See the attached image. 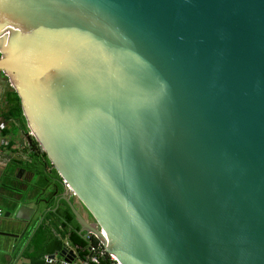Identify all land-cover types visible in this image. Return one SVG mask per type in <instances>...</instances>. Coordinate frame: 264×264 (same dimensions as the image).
I'll list each match as a JSON object with an SVG mask.
<instances>
[{"label": "water", "instance_id": "95a60500", "mask_svg": "<svg viewBox=\"0 0 264 264\" xmlns=\"http://www.w3.org/2000/svg\"><path fill=\"white\" fill-rule=\"evenodd\" d=\"M0 73L120 264H264V0H0ZM12 191L16 239L49 198Z\"/></svg>", "mask_w": 264, "mask_h": 264}, {"label": "crops", "instance_id": "0c3cea01", "mask_svg": "<svg viewBox=\"0 0 264 264\" xmlns=\"http://www.w3.org/2000/svg\"><path fill=\"white\" fill-rule=\"evenodd\" d=\"M7 130L10 133H12L11 129H7ZM16 133H17V131L15 133H12V134H16ZM10 155L11 156H14V155L18 156V158H20L19 160H21V162L27 163V161H26L27 158L22 160L21 156H19L16 151L14 152L10 148L7 150L0 148V185L2 183H6V184L10 185L12 187V190H13L12 191L13 195H16V194L29 195V194L33 193V192H30V188H27V185L25 184V181H24L25 173L24 174L21 173L19 178H16V176H14L15 174H13L12 170L7 169L8 163H6L5 158H7ZM5 166H6V168H5ZM7 170H8V172H7ZM22 187H23V189H21ZM46 194H48V196H49V203L43 207L47 209V212L44 214V216H43V218L39 224H38V221H39L38 216H36L30 222V225L28 226V230L25 231L18 238L15 239V238H11V237L0 236V264H7L6 252L12 245H15L17 250L21 251L22 257L30 259L31 263H34V264L35 263L36 264L37 263L38 264H44V262L42 260L43 256H53L54 260H56V261L62 260L63 261V257L59 254L61 248L59 251H55L52 254L43 255L41 258H36L35 256H33L32 251H30L32 249H30L31 247L29 244H30V241L32 239V236L35 234V232L38 230L39 226H41V225L49 226L50 232L55 234L58 237L61 244L64 245V249H66V252L70 253L67 256L69 259H71V261H76L78 258H80L79 254L81 252V249H79L75 245H73L70 241V238H69V233L72 232V229H74L76 225L78 226L77 233L79 232V225H78L73 213L69 209L73 215V222H70L69 226L68 225L65 226L64 229L62 228V226L64 225L62 223V221H59V220L57 221L56 217L52 215L55 212L56 208L61 207L63 209V207H64L63 204H66L60 198L62 196V188L58 184H53L52 186L49 187ZM69 200H70V197H69ZM67 207L69 208L68 205H67ZM36 225H37V228H36ZM60 232L61 233L63 232V236H61V237H59ZM81 233L82 232H80V235L83 238L82 234H85V233H82V234ZM28 248L30 250H28Z\"/></svg>", "mask_w": 264, "mask_h": 264}, {"label": "trees", "instance_id": "16d2710c", "mask_svg": "<svg viewBox=\"0 0 264 264\" xmlns=\"http://www.w3.org/2000/svg\"><path fill=\"white\" fill-rule=\"evenodd\" d=\"M0 77H3L2 73H0ZM5 80H7V78H5ZM2 94L4 109L0 112V120L8 122L9 129H11L12 133H15L20 129L23 133L27 132L24 119L21 115L20 99L15 90L10 86L9 82L8 86H6ZM0 134L8 135L10 134V132L8 130H3L0 132ZM29 156L31 157V160H33L31 166H25L29 170L37 172L36 168H32L35 166L34 164L36 162L42 163L44 165H49L46 156L42 152H40L39 147L34 141H31V152H29ZM52 173L56 177L53 170ZM63 205V209L61 207L56 208L55 212L52 215L56 217L57 221H62V223L64 224L62 228L64 229L65 226H69L70 222H73V215L67 205ZM77 229L78 226L76 225L75 228L72 229V232L69 233V238L73 245L81 249V252L79 254L80 258H84V256L86 255V245L80 233H77ZM59 235V237L63 236V232H60ZM29 245L31 247L30 249L32 250H30L29 248L28 250L32 251L33 256H35L36 258H41L43 255L52 254L55 251H59L61 248V242L59 241L58 237L50 232L49 226L45 225L39 226L38 230L32 236Z\"/></svg>", "mask_w": 264, "mask_h": 264}, {"label": "built area", "instance_id": "2783aa9c", "mask_svg": "<svg viewBox=\"0 0 264 264\" xmlns=\"http://www.w3.org/2000/svg\"><path fill=\"white\" fill-rule=\"evenodd\" d=\"M8 125V122L0 120V132L5 129H9ZM29 141L35 142L28 130L27 132L23 133L20 129L17 130L16 134L10 133L5 136L0 134V148L5 150L10 148L14 152L16 151L17 154L21 156L22 160L27 158L26 155H28L30 149V144L28 143ZM63 187L68 190L67 185L64 182ZM82 239L86 245V255L84 258H78L76 261L65 263L62 260H51L48 258V256H43V262L45 264H120L118 260L113 257V255L107 252L106 248L104 247V241L99 239L96 235L85 233Z\"/></svg>", "mask_w": 264, "mask_h": 264}, {"label": "flooded vegetation", "instance_id": "af4514ba", "mask_svg": "<svg viewBox=\"0 0 264 264\" xmlns=\"http://www.w3.org/2000/svg\"><path fill=\"white\" fill-rule=\"evenodd\" d=\"M30 149L29 152H31V142L29 141ZM40 150V149H39ZM29 152L27 155V163L21 162L17 156H8L6 159V163H8V170H12L14 176L18 174V170L20 168H23V174L25 173L24 181L27 185V188H30V192H33L35 196L38 198H49L48 194L44 192L46 189V186L48 185L50 179H56V177L52 173V169L49 165H44L42 163L36 162L34 167L36 168L37 172H34L33 170L27 169L25 166H31L33 160H31V157L29 156ZM41 152V151H40ZM6 168V166H5ZM7 170V172H8ZM24 187V186H23ZM23 187L21 189H23ZM67 196V193L65 194ZM71 195L68 194V198ZM64 201V200H63ZM65 202V201H64ZM66 203V202H65Z\"/></svg>", "mask_w": 264, "mask_h": 264}, {"label": "rangeland", "instance_id": "374dc122", "mask_svg": "<svg viewBox=\"0 0 264 264\" xmlns=\"http://www.w3.org/2000/svg\"><path fill=\"white\" fill-rule=\"evenodd\" d=\"M7 80H5L4 76L0 77V112L3 111V109H4L3 99H2L3 94L2 93H3V90L6 88V86H8Z\"/></svg>", "mask_w": 264, "mask_h": 264}]
</instances>
